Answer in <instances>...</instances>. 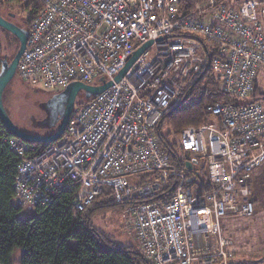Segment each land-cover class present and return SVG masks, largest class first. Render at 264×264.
<instances>
[{"label": "built area", "instance_id": "built-area-1", "mask_svg": "<svg viewBox=\"0 0 264 264\" xmlns=\"http://www.w3.org/2000/svg\"><path fill=\"white\" fill-rule=\"evenodd\" d=\"M19 1L40 5L18 59L21 79L53 90L72 82L112 84L73 113L43 152L30 155L29 144L9 140L19 157L15 202L45 203L75 183L72 203L82 211L105 188L121 202L155 193L172 178L168 200L127 205L143 255L152 264H246L237 260L221 222L255 210L250 179L264 162V104L212 103L210 122L181 130L180 147L187 161L197 159L191 165L203 162L208 188L196 172L188 175L169 159L154 127L209 66L221 91L239 101L248 97L264 70V0L235 6L206 0L195 4L192 16L180 0ZM144 173L153 179L130 180Z\"/></svg>", "mask_w": 264, "mask_h": 264}, {"label": "trees", "instance_id": "trees-1", "mask_svg": "<svg viewBox=\"0 0 264 264\" xmlns=\"http://www.w3.org/2000/svg\"><path fill=\"white\" fill-rule=\"evenodd\" d=\"M204 1L206 0H180V8L186 16H192L195 15L193 13L195 4ZM223 1L227 5L235 6L242 0ZM12 2L19 4L21 10L27 15L21 26L28 31L40 5L38 3L31 5L21 3L18 0H0V11L2 12ZM10 13L8 12V15ZM0 16L10 20L3 14H0ZM9 16L11 17V15ZM13 18L12 20H16V17ZM3 39H5L6 45L3 43ZM201 42H203L204 49L207 50L208 44L204 41ZM9 44L14 46V51L12 48L8 49ZM18 47V38L0 27V69L2 62L8 59L6 52L16 53ZM212 73L209 66L204 73L189 84L183 96L165 110L164 115L154 127L155 134L159 138V145L168 153L169 159L187 172L188 175L196 172L199 180L201 175L197 171L199 163L197 165L192 164L190 169L186 167V161L190 156L180 147L179 136L181 130L189 124L200 125V123L210 122V116L206 112V108L212 103L225 102L246 105L260 101L264 104V92L256 86V79L253 82L252 92L245 100L239 101L235 96H231L217 87ZM15 75L19 77L16 72ZM19 79L22 82L25 80L20 77ZM42 89L44 90L42 92L51 96L49 102H47L48 106L44 118L35 120L32 117L30 120L35 127L52 128L51 133H53L60 121L59 112L61 107L57 99H59L61 90L45 89L44 86ZM81 93L84 98L77 103L76 107L74 106L71 115L93 97L84 92ZM13 138L20 143L29 144L32 147L30 155H37L55 143V141H49V143L24 142L10 132L0 117V264H13L12 254L18 248L21 249L20 264H152L151 260L143 255L138 246L131 243L123 246L115 245L101 230L94 226L90 215L98 207H110L114 204L126 206L138 202L168 200L173 191L174 179L170 178L167 185L155 193L133 196L121 202L115 200L111 187L105 188L82 211H76L73 207L72 198L77 189L75 183L62 185L51 195L48 202L22 206L15 202L14 183L19 157L10 149L8 144L9 140ZM202 167L203 164L201 163V169ZM202 177H204V174ZM152 179L153 175L151 173H144L143 175L133 176L130 180L137 184H144ZM200 182L208 188L207 173L206 180L201 179ZM24 209L31 210V215L21 216ZM221 226L223 228V224ZM252 264L258 263L253 262Z\"/></svg>", "mask_w": 264, "mask_h": 264}, {"label": "rangeland", "instance_id": "rangeland-1", "mask_svg": "<svg viewBox=\"0 0 264 264\" xmlns=\"http://www.w3.org/2000/svg\"><path fill=\"white\" fill-rule=\"evenodd\" d=\"M8 12H11L8 15ZM0 14L6 16L7 19L12 20L15 24L21 26L23 19L27 15L21 10L19 4L12 2L11 5L4 8ZM3 43L6 45L5 39ZM14 46L9 44L8 49ZM7 51V50H6ZM7 62L13 57L15 52L7 51ZM263 72V73H262ZM22 82L17 75L6 85L2 93L3 106L9 114L11 121L22 131L33 134L48 135L52 132V128L45 129L32 125L31 118H44V113L48 106L50 94H46L41 84L31 85L27 80ZM256 86L264 92V70H259L255 80ZM58 91V90H56ZM84 95L79 92L74 106L81 102ZM203 163V162H202ZM200 165V164H199ZM197 166V168L199 167ZM205 165L201 169L200 180H206ZM204 174V177L202 175ZM202 177V178H201ZM31 215V210L24 209L21 216L27 217ZM127 213V205H110V207H98L91 213V222L94 226L103 232L105 236L115 245L123 246L131 243L139 247L135 239V232L128 223L130 215ZM224 233L232 242V249L236 253V258L241 262L252 264H264V193L259 200L258 208L255 207L251 217L245 216H227L223 220ZM141 250V249H140ZM21 249H17L12 254L13 264H20L19 255Z\"/></svg>", "mask_w": 264, "mask_h": 264}, {"label": "water", "instance_id": "water-1", "mask_svg": "<svg viewBox=\"0 0 264 264\" xmlns=\"http://www.w3.org/2000/svg\"><path fill=\"white\" fill-rule=\"evenodd\" d=\"M0 27L4 28L8 32H11L16 38H18L19 41V47L17 49V52L13 55V57L10 59L9 62L3 61L2 66L0 69V117L2 121H4L6 127L12 132L17 138H19L22 141L26 142H44L49 143V141H56L60 138L61 134L65 131V127L69 121V116L71 115V112L74 108V103L76 100V97L79 92H84L87 95L93 96L100 94L103 92L107 87H109L112 84V81H105V83L102 84H86L84 82H72L68 87L61 90L59 93L60 97L64 96L63 106L60 109V121L56 128V131L53 133H49L48 135L43 134H33L30 132H24L21 129H19L16 124L11 121L6 109L3 106V98L2 93L4 89L6 88V85L11 81V79L15 76L18 59L22 55L26 41H27V33L25 30H23L21 27H17L15 24L11 23L9 20H6L3 16H0ZM162 36L158 38V41H161ZM150 41L142 44L134 53L130 56V58L127 60L126 64L121 68V70L116 74L114 77V81L120 79L125 72L127 71V68L138 58L139 54L150 45ZM197 159L192 158L190 161L188 160L186 162V167L190 169L191 163H196Z\"/></svg>", "mask_w": 264, "mask_h": 264}, {"label": "crops", "instance_id": "crops-1", "mask_svg": "<svg viewBox=\"0 0 264 264\" xmlns=\"http://www.w3.org/2000/svg\"><path fill=\"white\" fill-rule=\"evenodd\" d=\"M250 180L252 192L251 198L255 204V207L258 208L259 200L264 193V162L254 172H252ZM222 224L223 223L221 222V225Z\"/></svg>", "mask_w": 264, "mask_h": 264}, {"label": "flooded vegetation", "instance_id": "flooded-vegetation-1", "mask_svg": "<svg viewBox=\"0 0 264 264\" xmlns=\"http://www.w3.org/2000/svg\"><path fill=\"white\" fill-rule=\"evenodd\" d=\"M9 21H10L11 23L15 24L13 21H11V20H9ZM15 25H16V24H15ZM16 26L19 27L18 25H16ZM20 27H21L23 30H25L23 26H20ZM25 31H26V30H25ZM26 33H27V31H26ZM63 101H64V96H63V97H62V96H61V97L59 96V99H57V102L60 104V107H61V108H62V106H63ZM52 105H55V104H52ZM199 164H200V165H199ZM199 164H198L199 167H198V170H197V171H198L199 174H201V172H202V171H201V162H200Z\"/></svg>", "mask_w": 264, "mask_h": 264}, {"label": "bare ground", "instance_id": "bare-ground-1", "mask_svg": "<svg viewBox=\"0 0 264 264\" xmlns=\"http://www.w3.org/2000/svg\"><path fill=\"white\" fill-rule=\"evenodd\" d=\"M26 29V28H25ZM263 73V72H262ZM83 92V91H82Z\"/></svg>", "mask_w": 264, "mask_h": 264}]
</instances>
